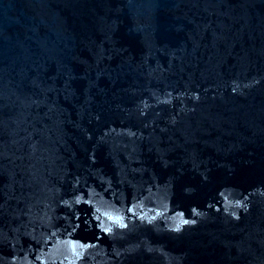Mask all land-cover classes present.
Here are the masks:
<instances>
[{
	"label": "water",
	"instance_id": "obj_1",
	"mask_svg": "<svg viewBox=\"0 0 264 264\" xmlns=\"http://www.w3.org/2000/svg\"><path fill=\"white\" fill-rule=\"evenodd\" d=\"M0 264H264V0H0Z\"/></svg>",
	"mask_w": 264,
	"mask_h": 264
}]
</instances>
